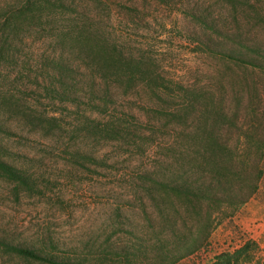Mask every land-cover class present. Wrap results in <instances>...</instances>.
<instances>
[{"label":"rangeland","instance_id":"1","mask_svg":"<svg viewBox=\"0 0 264 264\" xmlns=\"http://www.w3.org/2000/svg\"><path fill=\"white\" fill-rule=\"evenodd\" d=\"M16 1L0 0V239L21 234L22 243L44 251L52 250L41 242L48 233L55 243L78 248L97 239L133 238V233H146L148 239L161 227L162 211L179 217L184 210L176 195L155 192L146 198L147 216L136 202L132 224L122 217L121 224H112L117 191L121 193L113 182L121 175L125 179L129 167L141 163V154L131 152L128 140L116 138L93 153L92 135L81 130L83 120L60 99L62 60L85 67L82 61L91 62L89 57L98 53L94 48L105 43L123 63L162 72L172 89L198 94L196 107L223 93L224 104L236 106L232 135L242 143L246 134L253 135L250 147L258 151V138L264 137V71L205 51L199 43L205 28L200 14L193 18L175 0H65L71 8L64 11L45 4L23 8ZM252 2L242 11L243 25L252 40H264V0ZM115 87L126 92L125 109L146 124L145 135L169 143L176 134L187 135L190 142L192 135L205 134L198 127L204 121L203 105L175 119L165 112L172 103L156 99L143 83L122 81ZM246 115L247 132L240 126ZM195 143L189 150L203 148ZM77 150L80 154L72 159ZM90 153L105 155L107 163L95 162ZM122 209L127 213V205ZM219 221L208 243L177 264H212L220 253L249 241L259 247L245 253L240 264H264V177L248 201ZM10 257L0 246V264H43Z\"/></svg>","mask_w":264,"mask_h":264},{"label":"trees","instance_id":"2","mask_svg":"<svg viewBox=\"0 0 264 264\" xmlns=\"http://www.w3.org/2000/svg\"><path fill=\"white\" fill-rule=\"evenodd\" d=\"M176 1L175 5L180 4L186 14L193 18L200 14L203 18L205 28L199 43L205 51L243 67L264 71V40H252L250 30L243 25L242 11L254 6L252 0ZM16 3L23 8L44 4L58 5L63 11L71 8L65 0H17ZM105 44L94 48L98 53L89 57L91 62L82 61L85 67L81 62L74 63L68 58L62 60L60 99L74 106V114L79 116V121L83 120L81 130L92 135L93 153L104 142L116 138L122 142L128 140L132 144L131 152L141 154V163L130 166L128 173L124 174L125 179L120 180L121 175L113 182L126 196L117 191L112 224H121V217L132 224L133 204L136 202H140L141 211L147 216L146 198L155 192L167 198L176 195L185 203L184 210L179 217L162 211L161 227L148 239L146 233H133V238L126 233L112 240L97 239L78 248L55 243L48 233L41 242L51 246L52 250L44 251L22 243L21 234L11 233L10 237L0 239L1 249L11 255L10 259L43 264H177L183 257L205 246L223 215L233 214L261 186L264 137L258 138L260 147L255 153L250 147L253 135L246 134L245 143L232 135L231 128L237 127L236 106L224 104L223 93L196 107L198 94L184 88L172 89L170 80L162 72L146 71L134 61L123 63L122 56L109 52ZM122 81L143 83L156 99L166 98L165 103H172L173 108L171 106L169 113L165 112L175 119L181 112L191 113L192 109L203 105L200 116L204 121L198 127H203L205 134L200 138L192 135L191 142L187 135L176 134L169 143L161 142L164 139L156 135H145L146 124L125 109L127 98L123 96L126 92L120 94L115 87ZM94 112L101 117H92ZM246 117L240 125L245 132L248 131ZM223 130L229 132L223 133ZM195 141L203 148L189 150L195 146ZM154 145L156 150L153 153ZM76 153L80 154V151L71 153L70 157L73 159ZM93 153L90 155L98 162L100 157ZM100 159L107 163L105 155ZM123 205H127V213L122 209ZM254 247L257 249L258 243L249 241L236 251L220 253L212 264H240L241 257L254 251Z\"/></svg>","mask_w":264,"mask_h":264}]
</instances>
